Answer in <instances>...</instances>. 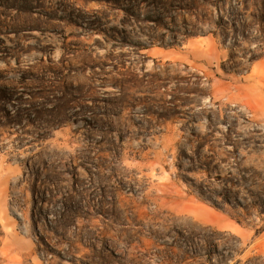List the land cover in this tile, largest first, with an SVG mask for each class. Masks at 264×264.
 <instances>
[{
    "label": "rangeland",
    "instance_id": "374dc122",
    "mask_svg": "<svg viewBox=\"0 0 264 264\" xmlns=\"http://www.w3.org/2000/svg\"><path fill=\"white\" fill-rule=\"evenodd\" d=\"M0 264H264V0H0Z\"/></svg>",
    "mask_w": 264,
    "mask_h": 264
},
{
    "label": "trees",
    "instance_id": "16d2710c",
    "mask_svg": "<svg viewBox=\"0 0 264 264\" xmlns=\"http://www.w3.org/2000/svg\"><path fill=\"white\" fill-rule=\"evenodd\" d=\"M256 232L259 233V230H257Z\"/></svg>",
    "mask_w": 264,
    "mask_h": 264
}]
</instances>
